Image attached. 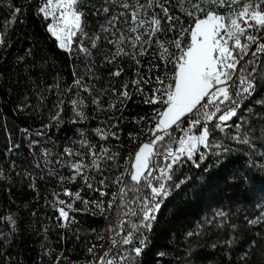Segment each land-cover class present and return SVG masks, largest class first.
I'll return each mask as SVG.
<instances>
[{
  "label": "snow or ice",
  "instance_id": "obj_1",
  "mask_svg": "<svg viewBox=\"0 0 264 264\" xmlns=\"http://www.w3.org/2000/svg\"><path fill=\"white\" fill-rule=\"evenodd\" d=\"M0 7V264H264V0Z\"/></svg>",
  "mask_w": 264,
  "mask_h": 264
},
{
  "label": "trees",
  "instance_id": "obj_2",
  "mask_svg": "<svg viewBox=\"0 0 264 264\" xmlns=\"http://www.w3.org/2000/svg\"><path fill=\"white\" fill-rule=\"evenodd\" d=\"M8 13L6 11V9H4L3 7H0V28H2L5 19L7 18ZM65 71H67V68H65ZM146 109L145 105L142 104H138V101L136 102H129V107L125 112L126 116H131V115H135L138 112H142L143 110ZM11 119V118H10ZM98 123V122H93ZM109 123H114V121H110ZM98 139V138H97ZM4 147V141L2 136H0V149H2ZM125 157H126V153H125ZM239 163H243V161H239ZM264 185L261 184L260 180L257 178L256 180V187L257 189H259L260 187H262ZM230 193H225V195H229ZM240 195V194H238ZM23 195L21 196L20 199L16 200L15 205H13V207H15L16 205H19L21 202V199H23ZM30 198V195L29 197ZM218 198V197H216ZM212 199V197H209L208 200H206L205 204L200 205V204H193L189 207H187L184 212L182 213L183 217H185L187 220L191 221L199 216H201L202 213H206L207 212V203L210 202ZM4 210L3 207V203L0 202V211ZM81 221L82 224L85 226H91L93 228H97L100 230H103L105 225L107 224V221L100 216H90V215H82L81 217ZM115 222V221H114ZM36 237H25L24 241H23V248L25 250V252L28 255H32L33 252V248L38 247V245L34 244V241L36 240ZM57 248L61 247V245L56 244L55 245ZM64 248L67 252V255L70 257H79V264H84V260L88 257V254L86 252H84L83 255H81V251H83V246H81L80 249H78L77 251H72L73 248H75V245H64ZM102 251V249L100 250Z\"/></svg>",
  "mask_w": 264,
  "mask_h": 264
}]
</instances>
